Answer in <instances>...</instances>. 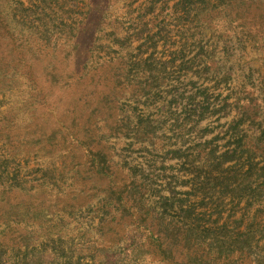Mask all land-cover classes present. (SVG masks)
I'll return each mask as SVG.
<instances>
[{"label": "rangeland", "instance_id": "1", "mask_svg": "<svg viewBox=\"0 0 264 264\" xmlns=\"http://www.w3.org/2000/svg\"><path fill=\"white\" fill-rule=\"evenodd\" d=\"M0 264H264V0H0Z\"/></svg>", "mask_w": 264, "mask_h": 264}]
</instances>
